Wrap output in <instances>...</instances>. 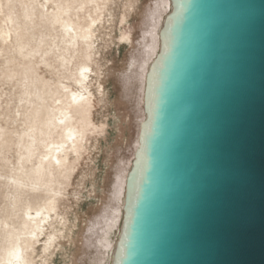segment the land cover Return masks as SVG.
Wrapping results in <instances>:
<instances>
[{"label": "water", "instance_id": "95a60500", "mask_svg": "<svg viewBox=\"0 0 264 264\" xmlns=\"http://www.w3.org/2000/svg\"><path fill=\"white\" fill-rule=\"evenodd\" d=\"M112 264H264V0H170Z\"/></svg>", "mask_w": 264, "mask_h": 264}, {"label": "rangeland", "instance_id": "374dc122", "mask_svg": "<svg viewBox=\"0 0 264 264\" xmlns=\"http://www.w3.org/2000/svg\"><path fill=\"white\" fill-rule=\"evenodd\" d=\"M154 1L49 0L43 6L45 0H0V172L7 175L17 173L28 135L35 134L36 143L48 138L45 127L39 131L30 126L33 112L49 104L48 92L59 87V72L69 77L74 73L72 68L66 71L57 60L63 25L72 23L80 33L90 20L100 23L96 57L100 77L109 75L103 79L102 96L96 93L97 85L93 87L96 100L92 118L97 126H104L105 134L91 140L88 153L72 175L66 202L72 229L66 231L64 247L49 264H74L81 258L82 231L109 194L106 191L110 190L113 174L128 166L134 155L125 150L136 134L131 118L139 115L141 93L134 80L123 86L122 73L128 68L133 47L121 35H130L135 44L140 41L142 14ZM22 27L33 35L29 43L19 39ZM9 193L0 185V234L1 223L14 220L8 214L12 200L10 196L3 198ZM116 235L117 231L112 234L113 240ZM90 250L89 260L79 264H95L92 258L96 250Z\"/></svg>", "mask_w": 264, "mask_h": 264}, {"label": "bare ground", "instance_id": "6f19581e", "mask_svg": "<svg viewBox=\"0 0 264 264\" xmlns=\"http://www.w3.org/2000/svg\"><path fill=\"white\" fill-rule=\"evenodd\" d=\"M48 2L45 0L43 6ZM172 10L170 0H155L142 14L140 41L135 44L130 35H121V39L133 47L128 68L122 73L123 86L134 80L141 93L138 102L141 110L137 118H131L136 134L131 135L125 152L134 154L138 147L140 124L146 117L143 111L145 78L160 49L159 32ZM99 24L97 20H90L80 33L76 31L79 27L72 23L63 25L62 47L56 49L57 60L66 71L72 68L74 73L69 77L59 72V87L48 92L51 95L49 104L35 109L29 123L34 130L45 127L48 138L36 143L35 134L28 135L23 146L24 159L17 173L0 172V185L10 190L3 198L10 196L12 203L8 214L14 217L12 221L1 223L0 264H49L55 253L64 247L66 231L72 229L66 212L72 175L88 153L91 140L105 134L104 126H97L92 118L96 100L93 87L97 85L96 93L102 96L103 79L109 75L100 77L102 73L96 57ZM19 39L29 43L33 35L28 28L22 27ZM133 158L134 155L128 166H122L121 171L113 174L110 190L108 187L105 190L109 194L82 231L79 249L82 254L74 264L89 260L91 248L96 250L92 258L95 264L113 263L121 235L125 181ZM115 231L117 235L113 240Z\"/></svg>", "mask_w": 264, "mask_h": 264}]
</instances>
